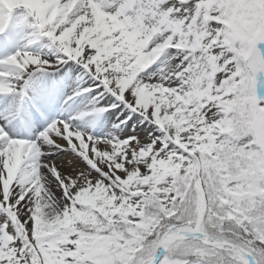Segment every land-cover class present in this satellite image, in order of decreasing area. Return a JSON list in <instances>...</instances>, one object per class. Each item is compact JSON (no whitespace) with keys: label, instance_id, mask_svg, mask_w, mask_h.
<instances>
[{"label":"snow or ice","instance_id":"snow-or-ice-1","mask_svg":"<svg viewBox=\"0 0 264 264\" xmlns=\"http://www.w3.org/2000/svg\"><path fill=\"white\" fill-rule=\"evenodd\" d=\"M0 264H264V0H0Z\"/></svg>","mask_w":264,"mask_h":264}]
</instances>
